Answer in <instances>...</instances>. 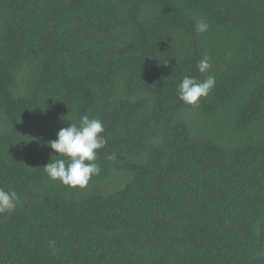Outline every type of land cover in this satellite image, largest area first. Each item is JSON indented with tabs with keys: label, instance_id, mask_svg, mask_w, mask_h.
Segmentation results:
<instances>
[{
	"label": "trees",
	"instance_id": "trees-1",
	"mask_svg": "<svg viewBox=\"0 0 264 264\" xmlns=\"http://www.w3.org/2000/svg\"><path fill=\"white\" fill-rule=\"evenodd\" d=\"M83 114L107 144L73 189L42 167ZM0 187V264H264V0H0Z\"/></svg>",
	"mask_w": 264,
	"mask_h": 264
},
{
	"label": "clouds",
	"instance_id": "clouds-1",
	"mask_svg": "<svg viewBox=\"0 0 264 264\" xmlns=\"http://www.w3.org/2000/svg\"><path fill=\"white\" fill-rule=\"evenodd\" d=\"M209 25L200 18L195 23V31L204 33ZM210 58L204 56L197 63L200 73H207L211 67ZM216 83L213 75H208L203 80L195 77L184 76L178 85V99L186 105H198L201 98L209 95ZM104 126L99 118H90L88 114L79 116L78 121L71 122L66 128L57 132V138L47 142L56 159L43 168L45 174L53 181H59L70 188L84 189L94 175L100 174V167L96 163L97 152L107 144L103 135ZM53 158V157H52ZM115 155L107 159L114 160ZM19 203V195L14 189L5 190L0 187V214L15 210Z\"/></svg>",
	"mask_w": 264,
	"mask_h": 264
}]
</instances>
